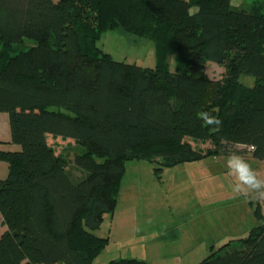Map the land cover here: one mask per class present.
Wrapping results in <instances>:
<instances>
[{"label":"trees","instance_id":"16d2710c","mask_svg":"<svg viewBox=\"0 0 264 264\" xmlns=\"http://www.w3.org/2000/svg\"><path fill=\"white\" fill-rule=\"evenodd\" d=\"M117 28L153 45L154 68L116 62L97 47ZM24 40L35 46L18 51ZM0 49V113L20 147L0 151L8 167L0 264H93L109 243L94 232L115 211L128 161L156 162L161 172L231 152L264 160V8L233 12L230 0H0ZM207 62L225 67L222 81L205 76ZM202 112L218 117V131ZM49 136L82 149L74 158L79 179ZM186 139L212 148L195 150ZM256 207V225L239 245L229 242L200 264H264Z\"/></svg>","mask_w":264,"mask_h":264},{"label":"rangeland","instance_id":"374dc122","mask_svg":"<svg viewBox=\"0 0 264 264\" xmlns=\"http://www.w3.org/2000/svg\"><path fill=\"white\" fill-rule=\"evenodd\" d=\"M263 8L264 1L230 0L233 12L252 13ZM34 46L33 41L24 40L17 50L27 51ZM97 47L116 62L155 67L153 45L127 35L120 28L104 32ZM168 64L172 68L171 57ZM225 74V67L206 63L205 76L211 81H222ZM240 82L246 87H253L254 83L248 77H241ZM186 142L199 151L212 148L208 141L186 139ZM47 143L56 156L66 161L73 178L79 179L84 174L74 166L75 156L83 152L75 141L47 137ZM0 151H20L19 146L10 143L5 113H0ZM159 168L156 162L125 163L115 211L105 216L100 229L94 232L108 238L109 243L93 264L125 259L145 264H200L228 241H235L232 247L238 246L236 239L246 237L255 226L250 223L259 199L253 194L236 196L232 192L235 177L230 175L225 159L210 157L156 171ZM251 201L253 204H249Z\"/></svg>","mask_w":264,"mask_h":264},{"label":"clouds","instance_id":"9594fccd","mask_svg":"<svg viewBox=\"0 0 264 264\" xmlns=\"http://www.w3.org/2000/svg\"><path fill=\"white\" fill-rule=\"evenodd\" d=\"M199 116L207 126H214L215 130H219L221 121L218 117L207 112H202ZM251 148L253 151L255 150L254 145ZM225 162L230 175L235 177L231 190L236 196L253 194L255 198L264 200V179L259 177L244 157L231 152L225 158Z\"/></svg>","mask_w":264,"mask_h":264},{"label":"crops","instance_id":"0c3cea01","mask_svg":"<svg viewBox=\"0 0 264 264\" xmlns=\"http://www.w3.org/2000/svg\"><path fill=\"white\" fill-rule=\"evenodd\" d=\"M50 137V136H49ZM216 158H219V159H225L226 157H216ZM253 168L254 170L257 172V174L259 175V177L261 179H264V160L262 161H258V160H255V159H252V158H244ZM7 175H8V167L6 165V163L4 162H0V180H4L7 178ZM220 201V200H219ZM214 202V201H213ZM216 203V202H215ZM221 204L223 202H220ZM249 204H253V202H249ZM248 204V205H249ZM232 206H235L236 203L234 204H231ZM259 206L260 207V211H261V216L263 218V223H264V200H261L259 199L256 203V206ZM253 219L255 220V218L253 217ZM253 222L250 223V226L252 227L253 225H256V220ZM248 228H249V225H248ZM247 230V229H246ZM251 230V229H250ZM6 231V227L2 224V218L0 216V236ZM243 232V231H242ZM245 231L242 233L244 234ZM239 236V235H238ZM236 240H240V238L236 239ZM228 242H235L233 240L231 241H228ZM231 243V244H232Z\"/></svg>","mask_w":264,"mask_h":264},{"label":"built area","instance_id":"2783aa9c","mask_svg":"<svg viewBox=\"0 0 264 264\" xmlns=\"http://www.w3.org/2000/svg\"><path fill=\"white\" fill-rule=\"evenodd\" d=\"M252 150V148H250Z\"/></svg>","mask_w":264,"mask_h":264}]
</instances>
